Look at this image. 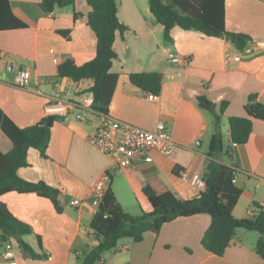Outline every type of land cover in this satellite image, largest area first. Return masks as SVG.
Masks as SVG:
<instances>
[{
	"label": "crops",
	"instance_id": "crops-1",
	"mask_svg": "<svg viewBox=\"0 0 264 264\" xmlns=\"http://www.w3.org/2000/svg\"><path fill=\"white\" fill-rule=\"evenodd\" d=\"M115 1L118 17L129 29L114 42L117 58L112 71L118 76L108 113L145 129L163 121L177 147L171 156L154 152L152 162H138L115 172L111 160L88 141L98 125V114L92 108L78 106L84 98L91 104L88 90L93 81L57 76V65L64 58L71 57L80 65L95 56L96 36L87 24V0H75L73 5L55 7L49 13L41 9V0H8L12 13L25 26L0 30V109L18 127L34 124L49 114L45 106L59 80L72 86L67 97L74 103L67 115L54 121L46 157L30 147L28 164L17 170L25 180L43 181L57 188L62 211L57 212L50 199L33 192L8 191L0 195L9 211L31 226L32 232L22 238L43 256L26 257L16 249L17 264H79L78 258L98 244L90 227L98 206L92 191L105 172L110 173L111 189L126 212L113 187L116 177L124 178L143 195L146 180L156 176L177 197L196 196L199 189L181 180L178 173L195 171L204 176L206 172V152L215 127L212 113L200 107L199 96L213 102L216 111L221 102L227 103L221 115V130L224 150L231 156L222 161L237 169L234 184L241 189L233 216L244 218L264 209V121L252 120V132L241 145L231 142L228 126L229 117L246 115L244 105L250 95L264 104V0H224L226 30L251 38L243 49L225 37L178 26L171 31L172 41L166 42L163 26L150 11L148 0ZM163 2L172 4L170 0ZM60 30H69L68 37L60 35ZM171 56H181L185 62H172ZM18 69L30 71V81L24 87L13 82ZM131 72L162 73L158 97L150 99L148 93L133 86L129 81ZM77 113L83 119H78ZM12 146L0 129V150L7 152ZM73 199L83 200L82 205L72 206ZM145 199L147 205L140 203L139 212L151 209ZM210 221L206 213L177 217L163 224L157 233L145 232L138 243L120 239L116 248L103 254L102 262L264 264V257L255 249L260 237L256 231L255 235L236 229L221 256L207 251L201 238ZM0 264L8 262L0 257Z\"/></svg>",
	"mask_w": 264,
	"mask_h": 264
},
{
	"label": "trees",
	"instance_id": "trees-1",
	"mask_svg": "<svg viewBox=\"0 0 264 264\" xmlns=\"http://www.w3.org/2000/svg\"><path fill=\"white\" fill-rule=\"evenodd\" d=\"M75 0H41V9L49 13L55 7L74 4ZM148 0L150 11L163 26V38L172 41L171 31L175 26L184 30H198L207 36L225 37L243 49L251 39L241 32L228 31L224 24V0ZM90 10L87 24L96 36L95 56L83 64H76L71 57L64 58L57 65V76L68 77L73 81L91 79V107L97 112L107 113L112 92L116 84L117 73L112 65L117 58L114 42L118 36L124 37L129 29L118 17V5L115 0H87ZM77 14L74 12V17ZM25 26L11 11L8 0H0V30ZM69 30L58 33L68 37ZM163 74L160 72H131L130 83L145 93L159 94L162 87ZM201 108L212 113L214 133L209 140L206 152L205 187L198 194L188 199L177 197L159 178L147 179L142 187L144 195L150 203V210H141L137 214L126 212L111 189L110 180L106 192L98 202L90 227L98 239L86 255L78 258L79 264H103L105 252L116 248L120 239L130 238L134 243L143 240L147 231L158 232L162 225L177 217H187L206 213L211 221L202 238V246L209 252L221 256L229 246L236 229L256 231L260 234L256 243V252L264 257V209L248 217L236 218L232 211L240 197L241 189L237 187L235 178L237 169L222 161L230 157L224 150L221 130V115L226 102H221L219 111L216 105L204 96H199ZM245 116L228 118L231 142L236 145L248 141L252 132L254 118L264 121V104L250 95L244 105ZM61 116L48 114L39 121L26 127L16 126L0 109V129L12 141V148L7 152L0 150V195L8 191L33 192L47 197L57 212L62 211L57 188L43 181L32 182L21 178L17 170L28 164L27 151L30 147L37 149L46 157V149L50 140L51 127ZM32 232L29 224L18 220L0 201V241H10L15 248L30 258H42L22 237Z\"/></svg>",
	"mask_w": 264,
	"mask_h": 264
},
{
	"label": "built area",
	"instance_id": "built-area-1",
	"mask_svg": "<svg viewBox=\"0 0 264 264\" xmlns=\"http://www.w3.org/2000/svg\"><path fill=\"white\" fill-rule=\"evenodd\" d=\"M170 60L180 64L185 62L181 56H171ZM30 78L31 75L28 69H18L14 73L13 82L17 86L24 87L29 83ZM53 87L54 94L45 106L46 111L49 114L59 116L67 115L70 109L74 107V103L67 97L72 92V86L59 80L55 81ZM148 97L156 99L158 94L148 93ZM87 102L88 99L84 98L81 102H78V106L82 109H91V104ZM95 112L98 114L99 122L95 131L89 135L88 141L111 160L115 172L132 167L138 162H152L154 152L171 156L177 147L163 121H158L151 129H145L116 118L108 112ZM76 117L83 119L81 113H77ZM178 176L181 180L190 182L199 190H203L205 187V178L199 172L189 173L186 170H180ZM109 180L110 173L105 172L95 183L92 195L98 202L104 196ZM234 180L235 178H233V182ZM82 203L83 200L79 199L70 201V204L75 207H80ZM1 244V259L7 261L8 264H17L14 244L7 240Z\"/></svg>",
	"mask_w": 264,
	"mask_h": 264
},
{
	"label": "rangeland",
	"instance_id": "rangeland-1",
	"mask_svg": "<svg viewBox=\"0 0 264 264\" xmlns=\"http://www.w3.org/2000/svg\"><path fill=\"white\" fill-rule=\"evenodd\" d=\"M113 187L117 191L118 198L120 199L121 204L130 213H139L140 203L146 207L147 201L145 199V196L142 193L132 189L124 178L116 177L113 182ZM252 234L256 235L257 233L252 231Z\"/></svg>",
	"mask_w": 264,
	"mask_h": 264
},
{
	"label": "water",
	"instance_id": "water-1",
	"mask_svg": "<svg viewBox=\"0 0 264 264\" xmlns=\"http://www.w3.org/2000/svg\"><path fill=\"white\" fill-rule=\"evenodd\" d=\"M206 175H207V172H205V174H204V178L206 177Z\"/></svg>",
	"mask_w": 264,
	"mask_h": 264
}]
</instances>
